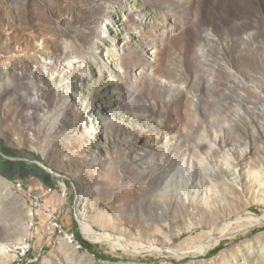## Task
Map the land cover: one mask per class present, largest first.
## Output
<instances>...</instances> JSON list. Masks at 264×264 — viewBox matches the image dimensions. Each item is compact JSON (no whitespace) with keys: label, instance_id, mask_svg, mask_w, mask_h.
<instances>
[{"label":"rangeland","instance_id":"1","mask_svg":"<svg viewBox=\"0 0 264 264\" xmlns=\"http://www.w3.org/2000/svg\"><path fill=\"white\" fill-rule=\"evenodd\" d=\"M0 143V264H264V0H0Z\"/></svg>","mask_w":264,"mask_h":264},{"label":"built area","instance_id":"2","mask_svg":"<svg viewBox=\"0 0 264 264\" xmlns=\"http://www.w3.org/2000/svg\"><path fill=\"white\" fill-rule=\"evenodd\" d=\"M17 185L23 190V187H25V183L23 180H18ZM54 191V188L52 186L47 188V192L51 193ZM29 199H34L37 203V214L38 210H44L45 217L47 218V230L50 234H53V230L55 229H63V224L60 222L61 215L60 213H57L55 211L48 210L46 208L45 198L42 194L33 193V196H28ZM36 217V214H35ZM73 239L76 241H79L76 237V235L73 233ZM7 250H10V255L12 252H19L21 254V261L20 264H24L27 260V256L30 253L32 249L31 240L29 238V243L26 245H16L11 247H5Z\"/></svg>","mask_w":264,"mask_h":264},{"label":"crops","instance_id":"3","mask_svg":"<svg viewBox=\"0 0 264 264\" xmlns=\"http://www.w3.org/2000/svg\"><path fill=\"white\" fill-rule=\"evenodd\" d=\"M25 171H21V174H25ZM41 173L43 174H39L36 176H31L30 178H25L26 184H25V191L29 194H33V193H38V194H42L43 197L45 198V203L48 205V201L50 200V195L52 196L54 193L51 192H47V188L50 187V181H52L54 183V179L53 176L54 174H51V176H48L46 174H44V172L41 171ZM53 179V180H52ZM50 202V201H49Z\"/></svg>","mask_w":264,"mask_h":264},{"label":"trees","instance_id":"4","mask_svg":"<svg viewBox=\"0 0 264 264\" xmlns=\"http://www.w3.org/2000/svg\"><path fill=\"white\" fill-rule=\"evenodd\" d=\"M0 148L4 149L6 152H9V153L12 152V149L5 147L2 143H0ZM22 167L24 169L23 171L26 172L25 174H21L22 177L28 178V173L30 171V168L25 167V166H22ZM41 171L44 172V174H46L48 176H51V173L47 172L46 170H42L41 168H40V171L37 173V175H39V174L41 175L42 174ZM50 185L54 186V183L52 181H50ZM90 251L100 260H111V261H115L116 260V258L112 257L111 255L101 253V252H99L97 250L91 249Z\"/></svg>","mask_w":264,"mask_h":264},{"label":"bare ground","instance_id":"5","mask_svg":"<svg viewBox=\"0 0 264 264\" xmlns=\"http://www.w3.org/2000/svg\"><path fill=\"white\" fill-rule=\"evenodd\" d=\"M247 219H249V218H247ZM263 221V220H262ZM33 225V224H32ZM244 225V224H243ZM86 226L89 228V229H92V228H94L92 225H88V223L86 224ZM245 226H246V224H245ZM244 226V227H245ZM84 227V226H83ZM249 227V226H248ZM247 227V228H248ZM232 228H234V227H232ZM238 228V227H237ZM237 228H236V230H234V231H232V233L234 234V233H236L237 234V232H239L240 230H237ZM240 228H241V226H240ZM240 228H238V229H240ZM245 229V228H244ZM88 231V230H87ZM230 231V230H229ZM90 232V231H89ZM223 232H224V230H223V228L222 229H220L219 230V234H223ZM218 234V235H219ZM236 234H234V235H236ZM239 234H240V232H239ZM97 235V234H96ZM217 235V234H216ZM66 236L69 238V240L70 241H75L74 239H73V235H69L68 233L66 234ZM207 236H208V234H207ZM205 237H206V235H205ZM212 237V236H211ZM216 238V237H215ZM210 240V239H209ZM206 241V240H205ZM216 241V239H214V241H212V243H214ZM29 242H28V240L27 239H24V240H22V241H19V242H15V243H11L10 245H7V247H11V246H16L17 244L18 245H26V244H28ZM153 248V247H152ZM6 248H5V246H4V248H3V250H5ZM205 251V250H204ZM6 252L7 253H9L10 254V250H7L6 249ZM151 252V251H150ZM155 252H157V251H155ZM201 252V251H200ZM13 254H15L16 255V258L18 259V260H21V254L19 253V252H12Z\"/></svg>","mask_w":264,"mask_h":264},{"label":"water","instance_id":"6","mask_svg":"<svg viewBox=\"0 0 264 264\" xmlns=\"http://www.w3.org/2000/svg\"><path fill=\"white\" fill-rule=\"evenodd\" d=\"M0 154H2V153L0 152ZM39 164H40V166H42L44 169H46L49 173H51V174H55V175H58V173L52 171V169H50V168H47V167H46L45 165H43L42 163H39Z\"/></svg>","mask_w":264,"mask_h":264}]
</instances>
